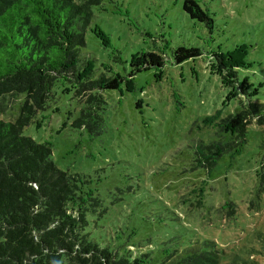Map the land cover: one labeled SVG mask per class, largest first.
<instances>
[{
    "label": "rangeland",
    "instance_id": "obj_1",
    "mask_svg": "<svg viewBox=\"0 0 264 264\" xmlns=\"http://www.w3.org/2000/svg\"><path fill=\"white\" fill-rule=\"evenodd\" d=\"M183 2L102 0L94 5L82 54L91 58L96 73L123 76L119 88L103 91L104 130L92 135L75 126L85 93L59 85L55 101L22 132L48 143L59 168L85 175L100 191L122 182L157 199L173 190L179 198L169 230L186 239L214 241L221 262L238 252L264 264V120L248 116L246 142L210 169L177 172L190 164L198 139L214 136L216 118L251 102L264 104V0H197L212 15V28L191 18ZM178 45L199 47L202 54L178 64L172 56ZM142 51L162 54L164 67L130 77L132 57ZM214 53L234 65L237 80H228ZM20 104L19 98L9 99L0 118L15 119ZM209 115L214 118L206 122ZM230 201L233 215L226 206Z\"/></svg>",
    "mask_w": 264,
    "mask_h": 264
},
{
    "label": "trees",
    "instance_id": "obj_2",
    "mask_svg": "<svg viewBox=\"0 0 264 264\" xmlns=\"http://www.w3.org/2000/svg\"><path fill=\"white\" fill-rule=\"evenodd\" d=\"M101 2L0 0V108L9 99L21 101L15 119L0 118V264H260L238 252L221 262L214 241L186 239L169 230L179 198L173 190L157 199L122 182L100 191L85 175L59 168L48 143L23 134L37 113L55 101L59 85L63 91L73 87L76 94L85 93L80 97L85 105L73 124L92 135L104 130L103 91L119 88L123 76L96 73L81 50L93 7ZM183 9L213 27L212 15L197 0H184ZM201 54L196 46L172 50L178 64ZM213 57L230 82L237 80L225 56ZM164 64L159 52L142 51L132 57L129 76ZM263 113V103L251 102L216 118L214 136L194 140L190 164L177 172L210 169L225 152L238 151L246 142V118L253 114L264 120ZM226 206L233 215L234 203Z\"/></svg>",
    "mask_w": 264,
    "mask_h": 264
}]
</instances>
